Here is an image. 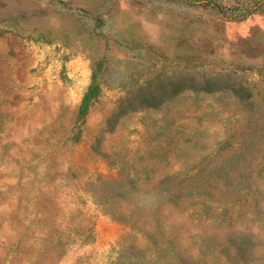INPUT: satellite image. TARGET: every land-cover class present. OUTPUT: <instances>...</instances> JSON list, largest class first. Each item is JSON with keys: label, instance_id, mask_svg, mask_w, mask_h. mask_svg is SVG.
<instances>
[{"label": "rangeland", "instance_id": "374dc122", "mask_svg": "<svg viewBox=\"0 0 264 264\" xmlns=\"http://www.w3.org/2000/svg\"><path fill=\"white\" fill-rule=\"evenodd\" d=\"M0 264H264V0H0Z\"/></svg>", "mask_w": 264, "mask_h": 264}]
</instances>
